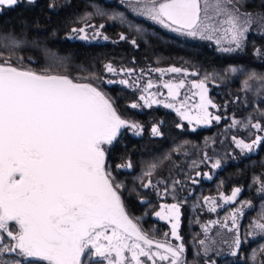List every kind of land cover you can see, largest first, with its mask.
<instances>
[{"label":"snow or ice","instance_id":"snow-or-ice-1","mask_svg":"<svg viewBox=\"0 0 264 264\" xmlns=\"http://www.w3.org/2000/svg\"><path fill=\"white\" fill-rule=\"evenodd\" d=\"M22 2L32 4L35 0H0V10L14 9ZM124 2L136 15L181 36L215 39L218 45L226 43L227 47L219 49L226 53L242 51L250 32L259 31L264 36V12L242 11L240 5L244 0ZM119 18L123 22V14ZM71 31L81 40L89 39L85 27ZM101 35L96 30L95 37ZM0 39L15 45L20 43L14 36ZM103 39L109 37L103 36ZM120 39L127 37L121 34ZM132 43L135 45L136 41ZM253 54L264 59V48H254ZM25 59L0 56V264H84L85 260L88 264H186L182 259L185 253L182 242L173 245L167 240L155 239L129 215L122 198L124 185L106 166V156L119 142L121 130L131 129L139 135L142 126L123 118L111 98L93 83L46 69L33 70L25 66ZM27 63L37 62L27 58ZM105 70L117 73L111 63L105 65ZM119 71L126 76L134 72L124 68ZM155 71L190 74L187 69L175 66ZM255 78V74L249 77ZM207 79L191 81L189 86L195 91L185 94L183 99L180 96L181 89L186 87L185 79L164 82L167 98L172 101L164 103V107L174 109L189 124L210 125L213 120L219 123L221 116L209 112V107L218 108V105L208 97ZM118 83L130 85L128 79ZM131 86L138 85L131 82ZM155 86L148 80L143 88L145 94L139 97L147 107L162 102L150 91ZM193 97L199 99L189 103ZM131 107L140 105L133 103ZM260 116L264 118V112ZM241 123L233 119L231 126ZM243 126L255 132H250L253 138L248 142L233 136L236 148L242 154L264 148V120H249ZM152 133L161 135L157 126L152 128ZM131 166V163L117 165L118 168ZM220 166V160L212 164L213 168ZM147 175H151V170ZM151 186V181L143 185ZM259 191L264 193V181ZM240 192L237 187L230 196L221 194V199L235 203ZM210 199L205 197L206 202ZM211 202L210 211H216L215 200ZM245 206L251 207V202H242L230 214V231L236 228L237 217L243 214ZM155 215L167 220L171 224V236L182 241L178 232L180 203L163 204ZM203 227L207 232L209 225ZM223 227L228 228L226 221ZM253 228L264 238V222L254 221ZM199 243L204 246L205 240ZM241 244L237 232L233 256ZM207 252L208 248L204 247V253ZM255 256L254 250L253 260Z\"/></svg>","mask_w":264,"mask_h":264},{"label":"trees","instance_id":"trees-1","mask_svg":"<svg viewBox=\"0 0 264 264\" xmlns=\"http://www.w3.org/2000/svg\"><path fill=\"white\" fill-rule=\"evenodd\" d=\"M240 8L261 13L264 0H244ZM81 27L86 28L88 40L79 39L71 31ZM96 30L102 35L95 37ZM121 34L127 39L121 40ZM3 36H14L20 42L15 45L0 39V56L4 59L22 56L26 58L25 66L33 70L46 69L91 82L111 98L123 118L142 126L139 135L131 129L121 130L119 142L106 156V166L123 183L125 207L146 233L173 245L182 242L186 264H264V238L253 228L254 221L264 222V193L259 191L264 181V148L242 154L232 140L236 136L250 141V132L254 134L255 130L245 128L243 123L264 120L260 116L264 112V59L253 54L254 48H264V36L259 31L249 33L242 51L226 53L219 50L227 47L226 43L218 45L213 40L172 33L136 15L124 0H35L2 9L0 37ZM27 58L37 63L28 64ZM109 63L117 73L105 70ZM172 66L187 69L193 80L208 78L211 98L221 116L219 123L213 121L208 127L191 130L178 115L161 105L144 106L139 99L140 89L151 80L156 85L152 89L159 87L165 93L163 85L155 82L160 73L155 69ZM121 68L134 70L138 86H131L133 80L129 86L118 83L126 76L119 71ZM193 72L198 75H191ZM253 74L256 78L249 79ZM177 75L182 74L173 76ZM108 80L117 83L109 84ZM133 103L140 107L132 108ZM233 119L243 123L231 126ZM154 126L161 135L152 133ZM216 160L221 161L219 168L212 167ZM127 163L132 166L117 167ZM149 170L151 175H147ZM205 174L211 179L204 178ZM149 181L152 186L143 187ZM237 187L241 192L236 202L224 204L221 194L230 196ZM205 197L211 199L206 202ZM211 200L219 205L216 211H210ZM242 202H251V207L243 208L236 228L230 231V214ZM172 203L181 204L178 232L182 241L170 237L167 224L155 218L161 205ZM225 221L228 228L223 227ZM204 225H209L207 232ZM237 232L242 244L233 256ZM202 239L204 246L199 243ZM204 247L208 248L207 254ZM84 264H88L87 260Z\"/></svg>","mask_w":264,"mask_h":264},{"label":"rangeland","instance_id":"rangeland-1","mask_svg":"<svg viewBox=\"0 0 264 264\" xmlns=\"http://www.w3.org/2000/svg\"><path fill=\"white\" fill-rule=\"evenodd\" d=\"M2 10H0V12H1ZM139 16V15H138ZM143 17V16H142ZM144 18H146V17H144ZM147 19V18H146ZM148 20H150V19H148ZM154 22V21H153ZM158 24V23H157ZM160 25V24H159ZM161 26V25H160ZM167 29V28H166ZM167 30H169L170 32H172V33H175V32H173V31H171L170 29H167ZM177 34V33H176ZM213 42L214 43H216V41H215V39H213ZM217 44V43H216ZM173 75H175L174 73H168L167 71H165L163 74L162 73H158L156 76V78H155V82H158V83H160L161 85H163V83L164 82H166V81H168V80H173V81H175V80H179V79H185V81H186V87L184 88V89H181V96H180V99H183L184 98V95L185 94H188V95H191L192 94V92H194L195 90L194 89H191L190 88V86H189V83L191 82V81H193V79H191L190 78V76H183V75H177V76H173ZM136 77L135 76H133V75H131V76H125L124 77V79H128L129 81L130 80H133V81H135L134 79H135ZM121 80V79H120ZM136 82V81H135ZM153 83H154V81H153ZM143 88L144 87H142L141 89H140V91H142V93H141V95L142 94H145L144 92H143ZM159 89V87L157 88V90H155V89H150V91L151 92H153V93H156V99H158V100H160V101H162L161 103H159V104H153L152 106H157V105H161L163 108H166V107H164V103H166V102H172V101H170L168 98H167V91H165V93H163L162 91H159L158 90ZM167 90V89H166ZM208 90H209V88H208ZM208 97H209V99L210 100H212V102H213V99L211 98V95H210V91H208ZM199 98L198 97H193V99L189 102V103H192V102H194V101H197ZM143 104H144V102L143 101H141ZM214 103V102H213ZM142 104V105H143ZM145 106V105H144ZM177 106H179V105H177ZM145 107H147V106H145ZM166 109H168L169 111H171V112H173V113H175L176 115H178L177 113H176V111L174 110V109H171V108H166ZM209 112H211L213 115H217V113H218V110H217V108H211V107H209ZM179 116V115H178ZM179 119H180V121L182 122V123H185L187 126H188V128L189 129H191V130H195V129H200V128H202V127H208V126H210V125H196L195 124V122H193L192 124H189L188 123V121H186V120H183L180 116H179ZM213 121H215V120H213ZM212 121V122H213ZM204 178H206V179H209L206 175H204L203 176ZM222 201H224V200H222ZM224 204H225V201H224ZM226 204H229V203H226ZM219 205H216V209H218L217 207H218ZM221 206H222V203H221ZM158 211H160V208H159V210ZM158 221L160 220V221H162V222H164L165 224H167V226H168V228H169V235H170V237H172L171 236V224L170 223H168V221L167 220H161V219H159V217H155ZM173 238V237H172Z\"/></svg>","mask_w":264,"mask_h":264}]
</instances>
